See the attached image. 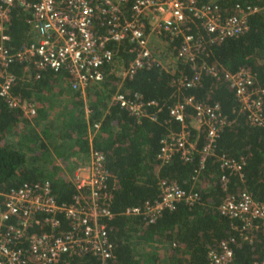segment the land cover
<instances>
[{"label": "trees", "instance_id": "obj_1", "mask_svg": "<svg viewBox=\"0 0 264 264\" xmlns=\"http://www.w3.org/2000/svg\"><path fill=\"white\" fill-rule=\"evenodd\" d=\"M216 1L222 8L236 1L263 7L247 17L244 32L208 45L206 54L197 58L201 71L198 82L192 86L176 87L172 83L179 74L190 73L187 63L180 59L169 71L152 64L123 78L103 64L100 81L85 88L83 94L67 92L60 120L55 124V118L48 117L50 93L59 79L66 80L65 74L41 70L34 78V70L27 62L17 60L10 65L15 74L13 92L32 100L35 113L26 117L0 99V192L22 181L47 179L55 201L68 203L74 187L61 166L87 153V124L99 122L91 145L103 152L108 171L111 196L108 209L112 216L106 225L112 254L102 261L90 253L63 256L55 264H207V250L215 248L220 240L228 241L234 264H250L264 255V223L239 229V220L228 218L217 209L224 197L243 189L264 203V128L248 123L232 89L221 76L224 69L234 71L245 67L252 75L253 84L264 89V0ZM24 18L19 7L10 12L7 45L13 50L19 49L27 39ZM196 30L192 25L187 31ZM168 44L175 51L178 38ZM118 55L125 63L131 57L124 43L120 44ZM203 65L212 66L216 74L209 73ZM114 91L131 98L136 94L143 101L154 100L155 105L147 106L150 114L136 118L110 101ZM183 95L217 104L225 117L215 151L244 160L241 175L225 173V189L219 185L220 171L213 155L205 156L203 166L195 171L198 150L204 141L201 129L190 128L191 137L196 134L190 160L181 159L177 153L164 161L156 156L160 138L167 131L180 128V123L168 115L167 106ZM84 107L89 111L86 117ZM186 113L187 121L191 115L189 107ZM42 119L36 128L34 123ZM9 133H13L12 139L6 138ZM161 178L196 191L198 199L190 205L179 202L170 210H162L153 222L122 212L126 206L157 198Z\"/></svg>", "mask_w": 264, "mask_h": 264}, {"label": "built area", "instance_id": "obj_2", "mask_svg": "<svg viewBox=\"0 0 264 264\" xmlns=\"http://www.w3.org/2000/svg\"><path fill=\"white\" fill-rule=\"evenodd\" d=\"M15 7L25 14L27 39L13 50L7 45L6 29ZM262 7L236 1L222 8L216 0H0V99L26 117L35 113L33 101L12 90L15 74L10 65L17 60L31 66L34 78L41 70L64 73L69 88L81 94L102 79L103 64H108L110 71L121 78L152 64L162 67L159 57L151 51L150 41L154 37L162 38L168 47V41L178 38L175 51L169 49L177 59L187 63L190 73L179 74L172 83L176 87L192 86L198 82L201 71L197 58L206 54L208 45L244 32L247 17ZM192 25L197 30L187 31ZM121 43L131 53L126 63L118 55ZM118 63L117 73L114 67ZM203 67L216 74L212 66ZM221 76L232 89L248 123L264 128V89L253 84L249 69H224ZM110 101L136 118L150 114L147 106L155 105L154 100L143 101L136 94L127 97L119 91L110 95ZM187 107L191 115L186 121ZM167 111L180 123V128L169 130L160 138L156 154L160 161L175 153L190 160L196 137V134L191 137L190 128L201 129L204 141L198 150L195 171L203 166L205 156L213 155L222 189L226 187L227 172L241 175L242 157L215 151L218 132L225 124L217 104L183 95L168 105ZM88 112L84 107L85 117ZM194 121L197 127H193ZM98 125V121L87 124V153L68 161L65 177L74 187L68 203L55 201L47 179L22 181L0 192V264H55L63 256L83 253L101 261L111 256L106 225L112 216L108 209L111 197L108 171L103 152L91 145ZM158 188L157 198L126 206L122 212L153 222L162 210H170L179 202L190 205L198 199L196 191L183 189L173 180L159 179ZM217 209L228 218L239 220V229L264 223V203L245 189L224 197ZM206 257L207 264H234L227 240H220L215 248L208 249ZM250 264H264V255Z\"/></svg>", "mask_w": 264, "mask_h": 264}, {"label": "rangeland", "instance_id": "obj_3", "mask_svg": "<svg viewBox=\"0 0 264 264\" xmlns=\"http://www.w3.org/2000/svg\"><path fill=\"white\" fill-rule=\"evenodd\" d=\"M150 47L151 51L155 56H158L161 60L162 68L171 70L175 67L177 64L178 59L174 56V53L170 51L169 47L166 45L165 41H163L160 37H154L150 41ZM120 70V64H116L114 67L115 72H119ZM60 88V89H58ZM60 90V91H59ZM70 88L68 86V83L65 79L61 78L58 80L57 83L54 84L52 92L50 93V104L48 108V117L49 118H55L54 123L57 124L59 122V114H60V107L62 106L63 100H66L67 92H70ZM59 95H58V94ZM43 121L40 120L36 123H34V126L36 128L39 127V124ZM12 139L13 133H9L6 138ZM67 163L62 164V173L65 175L66 169H67Z\"/></svg>", "mask_w": 264, "mask_h": 264}, {"label": "crops", "instance_id": "obj_4", "mask_svg": "<svg viewBox=\"0 0 264 264\" xmlns=\"http://www.w3.org/2000/svg\"><path fill=\"white\" fill-rule=\"evenodd\" d=\"M65 102H66V100H63V102H62V106L60 107V109L59 110H62V108H63V106H64V104H65ZM50 104V103H49ZM48 104V105H49ZM85 105V104H84ZM193 127H197V124H196V122L194 121L193 122Z\"/></svg>", "mask_w": 264, "mask_h": 264}]
</instances>
